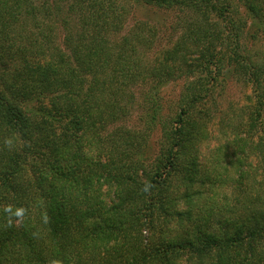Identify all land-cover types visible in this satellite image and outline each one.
I'll return each instance as SVG.
<instances>
[{"label":"trees","instance_id":"16d2710c","mask_svg":"<svg viewBox=\"0 0 264 264\" xmlns=\"http://www.w3.org/2000/svg\"><path fill=\"white\" fill-rule=\"evenodd\" d=\"M53 260L264 264V0H0V264Z\"/></svg>","mask_w":264,"mask_h":264},{"label":"rangeland","instance_id":"374dc122","mask_svg":"<svg viewBox=\"0 0 264 264\" xmlns=\"http://www.w3.org/2000/svg\"><path fill=\"white\" fill-rule=\"evenodd\" d=\"M148 12L149 13L146 14L147 17H158L157 15H154L151 11L148 10ZM140 16L144 17L145 16V11H141L140 12ZM177 89H178L177 86H173L172 85V86L166 88L165 92L170 97L172 94H174L176 92ZM249 92H250V89L248 87L232 86L228 90L227 94L229 95L228 98L230 99V101L232 103L234 102L237 106H239V105H244L245 104L246 93H249ZM212 127H213V135L214 136H213V139L210 140V142H209V145H208L209 147H212V146L220 143L221 141H223L222 138H221L222 136H220V138H219V134H218V130L216 128V125H213ZM151 144H153V143H151ZM202 151L207 154L208 153L207 147H205V146L202 147Z\"/></svg>","mask_w":264,"mask_h":264},{"label":"clouds","instance_id":"9594fccd","mask_svg":"<svg viewBox=\"0 0 264 264\" xmlns=\"http://www.w3.org/2000/svg\"><path fill=\"white\" fill-rule=\"evenodd\" d=\"M3 144L6 148L11 150L14 147V140L12 137H5ZM145 191H147V187L145 188ZM4 212L7 214V220H8V226L11 227L13 225V218H15L16 222H22L27 210L22 207H18L13 209L12 206H7L4 208ZM51 264H59L58 261H51Z\"/></svg>","mask_w":264,"mask_h":264}]
</instances>
